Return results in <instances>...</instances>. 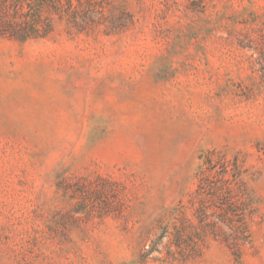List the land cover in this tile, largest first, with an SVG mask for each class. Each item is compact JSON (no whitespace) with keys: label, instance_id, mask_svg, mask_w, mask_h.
<instances>
[{"label":"rangeland","instance_id":"1","mask_svg":"<svg viewBox=\"0 0 264 264\" xmlns=\"http://www.w3.org/2000/svg\"><path fill=\"white\" fill-rule=\"evenodd\" d=\"M104 12L84 30L0 34V264H264V0ZM209 150L239 165L247 241L143 256L179 204L196 222L188 198Z\"/></svg>","mask_w":264,"mask_h":264},{"label":"trees","instance_id":"2","mask_svg":"<svg viewBox=\"0 0 264 264\" xmlns=\"http://www.w3.org/2000/svg\"><path fill=\"white\" fill-rule=\"evenodd\" d=\"M104 11L105 0H0V34L20 41L43 38L58 22L84 30L102 23ZM253 49L258 52L264 78V39ZM201 157L196 186L188 198L196 222L186 217V206L179 204L171 214L172 222L159 225L160 231L150 239L143 256L160 246L170 256L176 252L187 255L199 249L208 235L234 248L247 241L252 210L236 158L217 157L212 150Z\"/></svg>","mask_w":264,"mask_h":264}]
</instances>
